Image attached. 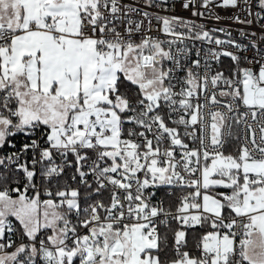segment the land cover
I'll return each mask as SVG.
<instances>
[{
  "label": "snow or ice",
  "instance_id": "obj_1",
  "mask_svg": "<svg viewBox=\"0 0 264 264\" xmlns=\"http://www.w3.org/2000/svg\"><path fill=\"white\" fill-rule=\"evenodd\" d=\"M175 7L0 0V264H264V0Z\"/></svg>",
  "mask_w": 264,
  "mask_h": 264
},
{
  "label": "built area",
  "instance_id": "obj_2",
  "mask_svg": "<svg viewBox=\"0 0 264 264\" xmlns=\"http://www.w3.org/2000/svg\"><path fill=\"white\" fill-rule=\"evenodd\" d=\"M169 4H175V6H176L175 11L173 12L170 8L168 13L161 12V14H176V15H183L185 17L190 16L189 12L184 11L180 7V0H169ZM218 11L222 17H225V19H222L219 23H217L215 21H210V22H208V27H211V28L230 27L232 32H233V37L236 38L237 40H240L241 42H244L243 38L238 35V29L241 26L232 24V22L227 19V16H229L231 13L227 10H218ZM218 35H220L221 38H225L223 36V34H218ZM248 55H251V53H248ZM223 63L225 66H227L228 64H230V61L227 59H224Z\"/></svg>",
  "mask_w": 264,
  "mask_h": 264
}]
</instances>
